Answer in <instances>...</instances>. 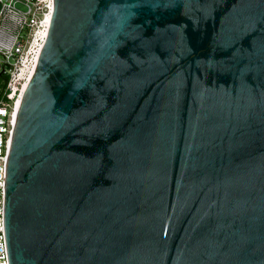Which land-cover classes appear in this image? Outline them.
<instances>
[{
  "label": "water",
  "instance_id": "1",
  "mask_svg": "<svg viewBox=\"0 0 264 264\" xmlns=\"http://www.w3.org/2000/svg\"><path fill=\"white\" fill-rule=\"evenodd\" d=\"M4 169L8 264H264V0H52Z\"/></svg>",
  "mask_w": 264,
  "mask_h": 264
},
{
  "label": "built area",
  "instance_id": "2",
  "mask_svg": "<svg viewBox=\"0 0 264 264\" xmlns=\"http://www.w3.org/2000/svg\"><path fill=\"white\" fill-rule=\"evenodd\" d=\"M0 0V70L7 74L0 99V264H8L4 233V160L16 111L44 44L52 0Z\"/></svg>",
  "mask_w": 264,
  "mask_h": 264
},
{
  "label": "trees",
  "instance_id": "3",
  "mask_svg": "<svg viewBox=\"0 0 264 264\" xmlns=\"http://www.w3.org/2000/svg\"><path fill=\"white\" fill-rule=\"evenodd\" d=\"M7 74L0 70V99L4 96V87L6 83Z\"/></svg>",
  "mask_w": 264,
  "mask_h": 264
},
{
  "label": "rangeland",
  "instance_id": "4",
  "mask_svg": "<svg viewBox=\"0 0 264 264\" xmlns=\"http://www.w3.org/2000/svg\"><path fill=\"white\" fill-rule=\"evenodd\" d=\"M45 3H47V0H43V1H42V5H43V6H42V9H41V12H40V16H41V17L43 16V11H45V9H46V8H45Z\"/></svg>",
  "mask_w": 264,
  "mask_h": 264
},
{
  "label": "bare ground",
  "instance_id": "5",
  "mask_svg": "<svg viewBox=\"0 0 264 264\" xmlns=\"http://www.w3.org/2000/svg\"><path fill=\"white\" fill-rule=\"evenodd\" d=\"M52 7V5H50ZM50 19V12L49 14L47 13V17H46V20L48 21Z\"/></svg>",
  "mask_w": 264,
  "mask_h": 264
}]
</instances>
